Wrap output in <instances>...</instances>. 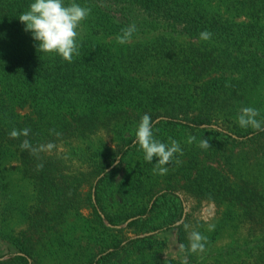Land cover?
Here are the masks:
<instances>
[{
  "label": "trees",
  "instance_id": "trees-1",
  "mask_svg": "<svg viewBox=\"0 0 264 264\" xmlns=\"http://www.w3.org/2000/svg\"><path fill=\"white\" fill-rule=\"evenodd\" d=\"M32 2L0 0V240L9 244L0 264H36L32 234L83 208L92 223L123 234L103 239L86 264H264V131L237 120L243 107L264 120V108L248 97L264 78V0H75L91 13L78 29L79 55L71 63L38 52L18 19ZM133 23V37L159 33L118 43ZM205 30L210 40L200 39ZM252 41L257 47L245 53ZM146 113L155 138L172 137L183 150L163 176L153 174L156 158L147 162L136 143ZM25 127L28 137L10 138ZM190 135L197 138L192 144ZM204 138L212 145L206 150L198 147ZM24 139L55 147L37 159L21 151ZM161 178L164 186L155 188ZM181 188L185 199L218 204L213 234L195 209L183 218ZM230 229L232 239L221 243ZM193 230L207 237L205 250L181 251ZM141 231L153 233L125 235ZM159 255L166 257L160 262Z\"/></svg>",
  "mask_w": 264,
  "mask_h": 264
},
{
  "label": "clouds",
  "instance_id": "clouds-1",
  "mask_svg": "<svg viewBox=\"0 0 264 264\" xmlns=\"http://www.w3.org/2000/svg\"><path fill=\"white\" fill-rule=\"evenodd\" d=\"M91 13V9L81 6L72 0L70 4H65V0H34L29 5V9L22 12L18 19L25 25V31L31 32L35 41H38V52L55 53L61 56L69 63L72 62L75 55H79V45L77 43L80 35L78 29L82 22L88 18ZM137 32L135 23L130 24L121 30V35L117 37V41L120 44L129 43ZM212 33L205 30L200 33L201 40H210ZM259 115V111L253 107L241 108L237 120L241 128L247 129L251 127L254 131H264V120H258L256 117ZM31 129L25 127L22 130L12 129L9 133L10 138L19 139L21 136L28 137ZM158 131V130H157ZM57 137L61 135L59 132H55L54 129L50 130ZM136 143L144 153V159L152 163L156 158V163L153 167V174L166 175L169 171L167 165L173 163V157L175 154L183 155V150L180 143L168 137L169 143L161 142L155 138L153 134V121L149 114H144L136 129H135ZM195 136H189L187 143L192 144L196 141ZM55 147L54 144L48 143L46 145L41 144L34 147L28 139H24L20 144L21 151L28 150L33 156L39 159V153L43 151H51ZM198 147L201 149H208L212 147L208 139H201ZM176 165L182 163L181 160L176 159L174 161ZM37 170H42L43 164H37ZM188 224H184V229H189ZM214 226L209 225V230H212ZM189 245L181 244V251H190L191 253L203 252L205 250V244L207 243V237L198 231H191L188 234ZM184 264H187L185 259Z\"/></svg>",
  "mask_w": 264,
  "mask_h": 264
},
{
  "label": "rangeland",
  "instance_id": "rangeland-1",
  "mask_svg": "<svg viewBox=\"0 0 264 264\" xmlns=\"http://www.w3.org/2000/svg\"><path fill=\"white\" fill-rule=\"evenodd\" d=\"M242 19V18H241ZM244 20V19H243ZM159 32H151L140 34L138 36L132 37L130 42L136 41H144L153 38ZM112 39V37H111ZM178 39L182 41H190L189 37L179 36ZM256 41H252L250 44L244 46V52L247 53L254 47H257ZM220 46V45H219ZM232 49V48H231ZM235 53V52H233ZM263 60V58L261 59ZM218 73H214L216 75ZM229 78L233 76H237V73H232L228 75ZM252 100V105H257V108L263 109L264 108V78L263 83L258 84L257 87L251 89L249 91V96ZM226 153H228L226 151ZM186 158H181L180 160L184 161ZM181 163V166H182ZM213 165L215 163L211 162ZM115 165V164H114ZM225 171H230L229 174H232L229 165H225ZM170 171H175V168L170 167ZM246 171V168L244 169ZM13 177L15 180L18 179V173L13 171ZM185 180V178H183ZM182 180V181H183ZM24 184V190L29 195L28 199L30 198V184L26 179L21 180ZM20 182V184H22ZM155 188L164 186V180H158L157 183L153 184ZM176 193L180 195L181 199L183 200L184 215L187 211H191V209H195L194 215L201 220L205 224V228L208 232L213 234V229L209 230V225L213 226V217L216 214L218 204L212 200H201L199 202L197 198H186L185 194L187 193L184 189L176 190ZM1 221V220H0ZM130 219L117 224V228H126L127 223ZM182 221V220H181ZM107 226L109 224L105 221L104 222ZM19 224V220L16 218L15 221L10 223L9 228L13 227L14 225ZM45 226L44 229L35 232L32 237L33 242H35V257L37 259L36 264H86L90 255L98 252L100 247L105 243V240L110 241L114 237H120L121 233L111 231V230H104L101 226L94 224L91 222L90 212L88 209H81L79 211H72L68 213L64 220L59 223L55 228H48ZM152 231H141L138 234H133L131 232H127L125 235L134 236H145L148 235L147 233H151ZM233 237V230L230 229L227 231L225 235L222 236L221 243L227 242L231 240ZM7 246H9L6 240H0V252L6 253ZM166 256L159 255L157 259L161 262L165 259ZM9 255H5L2 259H8ZM28 260L30 262L31 258L28 256Z\"/></svg>",
  "mask_w": 264,
  "mask_h": 264
},
{
  "label": "water",
  "instance_id": "water-1",
  "mask_svg": "<svg viewBox=\"0 0 264 264\" xmlns=\"http://www.w3.org/2000/svg\"><path fill=\"white\" fill-rule=\"evenodd\" d=\"M114 164H116V162L114 163ZM113 166V165H112ZM111 168V167H110ZM107 222V221H106ZM151 233H153V232H151ZM147 234H150V233H147Z\"/></svg>",
  "mask_w": 264,
  "mask_h": 264
}]
</instances>
